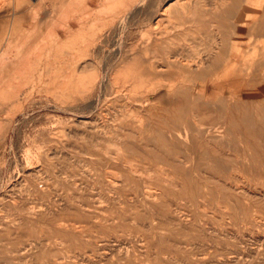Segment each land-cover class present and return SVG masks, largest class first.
Returning a JSON list of instances; mask_svg holds the SVG:
<instances>
[{
    "label": "rangeland",
    "instance_id": "374dc122",
    "mask_svg": "<svg viewBox=\"0 0 264 264\" xmlns=\"http://www.w3.org/2000/svg\"><path fill=\"white\" fill-rule=\"evenodd\" d=\"M261 1L0 0V264H264Z\"/></svg>",
    "mask_w": 264,
    "mask_h": 264
},
{
    "label": "crops",
    "instance_id": "0c3cea01",
    "mask_svg": "<svg viewBox=\"0 0 264 264\" xmlns=\"http://www.w3.org/2000/svg\"><path fill=\"white\" fill-rule=\"evenodd\" d=\"M247 7L252 8V9L254 8L251 5H248ZM263 10H264V3L262 5V11L258 18L259 20L258 23L255 22L254 19L245 20L246 18L245 15H244L243 20L241 19L236 20L235 36L238 42V50L235 52H231L229 56H238V57L239 56H258V60H262L261 62H263V58H264V12ZM245 12H248V11H245ZM249 12L254 13V10H249ZM207 54L206 56H209V54L208 55ZM210 56H212V52ZM259 66L263 67V65L261 64L257 65L256 67H259ZM210 72H211L210 63L208 59L206 58L205 60L206 85L209 83V77L212 76V74L209 76ZM222 78L224 79V75H222Z\"/></svg>",
    "mask_w": 264,
    "mask_h": 264
},
{
    "label": "bare ground",
    "instance_id": "6f19581e",
    "mask_svg": "<svg viewBox=\"0 0 264 264\" xmlns=\"http://www.w3.org/2000/svg\"><path fill=\"white\" fill-rule=\"evenodd\" d=\"M182 1V0H181ZM78 2V1H77ZM113 2V1H112ZM143 2V1H142ZM185 2V1H184ZM183 2V3H184ZM117 3V2H116ZM239 3V2H238ZM263 1H261L260 2V4H259V2H258V4L259 5H255V8H253L252 10H254V13L252 14V15H250L249 17H246L245 18V20H252V19H254V21L255 22H259V20H258V18H259V15H260V13H261V11H262V5H263ZM143 4V3H142ZM141 4V5H142ZM144 5V4H143ZM112 6V5H111ZM114 6H115V4H114ZM172 6V4H167L165 7H164V9H163V11H162V13L161 14H163V12H166V11H169ZM182 6V5H181ZM185 6V5H184ZM117 8V7H116ZM140 8H141V6H140ZM143 8V7H142ZM86 9V8H85ZM179 9V8H178ZM181 9V8H180ZM184 9V8H183ZM187 9V8H186ZM119 10V9H118ZM182 10V9H181ZM138 11H139V9H138ZM159 11V10H158ZM134 12V11H133ZM182 12V11H181ZM263 12H264V10H263ZM140 13V12H139ZM156 13V12H155ZM160 13V12H159ZM184 13V12H183ZM235 13V12H234ZM100 14V13H99ZM167 14V13H166ZM185 14V13H184ZM127 15V14H126ZM160 15V14H159ZM158 15V16H159ZM165 15V14H164ZM157 16V15H156ZM70 17V16H69ZM154 17V16H153ZM151 19H153L154 20V18H151ZM169 19H171V18H169ZM102 20V19H101ZM127 20V19H126ZM155 20H157V19H155ZM159 20H161L160 18H159ZM191 20V19H190ZM65 22V21H64ZM159 22V21H158ZM158 22H156V23H154V31L156 32L157 31V24H158ZM232 23V22H231ZM113 24V23H112ZM147 24H149V23H147ZM164 24V23H163ZM160 25V24H159ZM74 26V25H73ZM180 27V26H179ZM74 28V27H73ZM84 29V28H83ZM193 29V28H192ZM78 31V30H77ZM81 31V30H80ZM162 31V30H161ZM187 31V30H186ZM152 32V31H151ZM82 34V33H81ZM73 35V34H72ZM74 36H75V34H74ZM82 36V35H81ZM77 37V36H76ZM156 37H157V35H156ZM156 40V39H155ZM87 42V41H86ZM159 42V41H158ZM158 42L157 41H155L152 45V47L154 48L155 46H158L159 44H158ZM251 42V41H250ZM151 47V46H150ZM156 48H158V47H156ZM207 48V47H206ZM149 49L147 48V46L145 47H143V51L142 52H136V53H130V52H127L126 53V56H138V53H144V54H141L142 56L143 55H145L146 56V52L148 51ZM207 51V50H206ZM207 53V52H206ZM203 54H204V52H203ZM202 54V55H203ZM208 54H209V52H208ZM199 55H201V54H199ZM211 55V54H210ZM171 56H173V55H171ZM141 57V56H140ZM178 57H179V55H178ZM178 57H177V59H178ZM206 57V56H205ZM155 58V57H154ZM174 59H176V58H174ZM182 59V58H181ZM180 58H179V60L181 61V62H185V61H182ZM200 59V58H199ZM131 61V60H130ZM154 61V60H153ZM187 62H189V61H187ZM153 63V62H152ZM150 64V63H149ZM160 64V63H159ZM196 64H198V63H196ZM158 66H156V68H157ZM188 69V68H187ZM190 69V68H189ZM202 69V68H201ZM157 70V69H156ZM159 71V70H158ZM172 71V70H171ZM198 71V70H197ZM150 72V71H149ZM172 73V72H171ZM151 74V73H150ZM174 74V73H173ZM141 75V74H140ZM168 81V80H167ZM162 82V81H161ZM179 88H177V90H178ZM158 91V90H157ZM149 99V98H148ZM97 102V101H96ZM165 125V124H164ZM123 127V126H122ZM128 131V130H127ZM136 131V130H135ZM144 131H145V129H144ZM137 135V134H136ZM244 190V189H243ZM242 190V191H243ZM245 191V190H244ZM247 191V190H246ZM241 192V191H240ZM248 228V227H247ZM76 229V228H75ZM249 245V244H248Z\"/></svg>",
    "mask_w": 264,
    "mask_h": 264
}]
</instances>
